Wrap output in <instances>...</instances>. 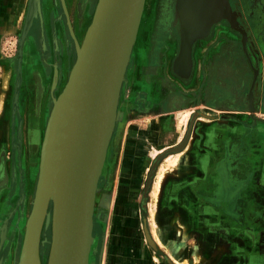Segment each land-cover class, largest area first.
Returning a JSON list of instances; mask_svg holds the SVG:
<instances>
[{
  "label": "rangeland",
  "instance_id": "rangeland-1",
  "mask_svg": "<svg viewBox=\"0 0 264 264\" xmlns=\"http://www.w3.org/2000/svg\"><path fill=\"white\" fill-rule=\"evenodd\" d=\"M97 1L38 0L30 30L19 45L30 0H18L16 4H12V0H0V70L5 67L11 77L10 128L3 131L5 140L0 141V160L6 157V174L10 175L9 182L5 176L0 184V188L6 189L0 196V204L7 203L4 212L0 210V232L5 226V233L1 232L0 264L20 263L46 125L68 81ZM188 1H144L120 83L112 134L96 188L89 264H108L118 238L134 236L136 231L143 233V219L147 221V228L154 220L158 200L152 194L154 182L144 210L140 208L145 178L150 172L154 181L160 165L151 171L153 160L184 133L193 112L199 110L209 117L207 112H211L216 101H206L203 78L214 76L215 64L221 61L219 55H222L223 46L228 45L226 42L240 51L244 65L238 76L240 79L234 82H243L241 77L255 78L254 116L264 123V0H225L230 21L227 18L217 20L205 35L192 42L189 66L186 54H182V36L188 33L184 21ZM212 9V1L206 0L205 19L212 15ZM164 12L161 27L160 17ZM49 25L52 27L50 38L47 37ZM2 87L5 86L2 84ZM195 95L197 101L201 100L196 106ZM19 96L23 103L19 102ZM173 96L186 101L176 112L162 108ZM248 101L249 96H246L245 102ZM18 133L22 144L17 141ZM161 198L162 190L159 200ZM51 240L52 218L41 229L40 264H47Z\"/></svg>",
  "mask_w": 264,
  "mask_h": 264
},
{
  "label": "crops",
  "instance_id": "crops-1",
  "mask_svg": "<svg viewBox=\"0 0 264 264\" xmlns=\"http://www.w3.org/2000/svg\"><path fill=\"white\" fill-rule=\"evenodd\" d=\"M1 76L5 87L0 83V141L10 128L11 91V77L3 66ZM228 80L221 85L237 84ZM219 90L222 98L217 101ZM206 92L208 103L216 101L209 117L197 119L189 148L161 181L154 225L148 227L159 240L157 250L136 231L118 238L108 264H264V123L248 114L251 111L240 101L236 104L228 88L210 84ZM165 165L164 159L159 169ZM5 192L3 188L0 196ZM6 204H0L3 212Z\"/></svg>",
  "mask_w": 264,
  "mask_h": 264
},
{
  "label": "water",
  "instance_id": "water-1",
  "mask_svg": "<svg viewBox=\"0 0 264 264\" xmlns=\"http://www.w3.org/2000/svg\"><path fill=\"white\" fill-rule=\"evenodd\" d=\"M224 4L225 0H216L212 15L204 20L205 27L188 34V66L192 42L205 35L217 20L227 18L230 21ZM143 5L144 0L97 1L68 81L54 103L46 125L38 180L23 236L19 264H40L39 239L43 224L47 226V209L51 197L52 240L47 264H88L93 198L112 134L120 83ZM37 8L38 0H35L31 22L25 34L22 32L19 45L28 33ZM180 25L182 30V22ZM183 41L182 36V45ZM196 118L197 113H194L183 140L160 153L151 171L156 169L163 157L185 147ZM152 178L153 174L150 173L145 181L142 208H145ZM146 223V219H143L146 244L156 251L157 247L151 244ZM1 232L0 245L3 241Z\"/></svg>",
  "mask_w": 264,
  "mask_h": 264
},
{
  "label": "flooded vegetation",
  "instance_id": "flooded-vegetation-1",
  "mask_svg": "<svg viewBox=\"0 0 264 264\" xmlns=\"http://www.w3.org/2000/svg\"><path fill=\"white\" fill-rule=\"evenodd\" d=\"M78 10H77V14H78ZM164 10H166V9H164ZM69 13L71 14L70 11H69ZM164 15H165V12L160 17L161 27H162V25H164V20L161 21V19L164 17ZM47 35H48L47 36L48 38L52 37V27L50 25H49V30H48V34ZM226 43H228V45L227 46H223L224 50L223 51L220 50L222 52V55H219L220 56L219 59H221V61H219L217 63V65L215 64V74H214V76L210 75V76H206L205 78H203V81H204L203 83L204 84H203L202 91H204V95H205L204 97L206 98V93H207L206 90H207L208 86H210V84H215L218 87V89H220V88H222V89L228 88L229 91L231 92L233 98H234V101H236V104H237V102L240 101L242 103V106H244L245 109H247L248 111L249 110L251 111V113H248V114H252V116H254L255 115L254 111L256 109L255 108V104H254V102H255V92H254V90H255V86H256V81H255L254 76H251L248 81H246L243 77H241V80L243 82H238L237 84L232 85L230 87H228V86L224 87V85H221V83H220V82L227 81L228 79L232 80L234 82L237 78H239L238 76L242 73V70L244 69L243 61L239 57V52L240 51L235 46H233L234 44L230 45V42H226ZM219 54H220V52H219ZM217 61H218V58L216 59V62ZM232 64L235 65V69L232 68ZM237 68H238V70L236 71ZM228 72H230V73L232 72L231 77H228V74H230ZM53 79H54V76H53ZM221 95H222L221 90H219V94L217 93V95H216L217 101L221 100V98H222ZM201 96H202V94H201ZM246 96H249V101L247 103L245 102ZM198 98H201V97H198ZM185 103H186V101L184 99L174 98V96H173L172 98H170L168 100V102L163 104L162 108H166V109H168V110H170L172 112H174V111L176 112L177 110L182 108ZM194 103H195V106H196V104L201 103L200 99L197 101V96L196 95L194 96ZM263 106H264V98H263ZM194 113H197V118H196L195 122L197 121V119H199L202 116H204V114L202 112H200L199 110L197 112H193L190 115L189 119H188V124H187V126L185 128L183 136H184V134H186L190 118H191V116ZM195 122H194V124H195ZM193 127H194V125H193ZM192 130H193V128H192ZM18 140L22 144L20 133H18V136H17V141ZM14 145H15V143H14ZM171 147H173V146H170L167 149H170ZM1 153H3V152H1ZM169 155H172V153L166 155L165 157H163L158 162V165H160V163L164 159H166ZM157 156H156V158H157ZM5 158L6 157H4V159ZM4 159L0 160V184L6 178L5 176H7V181L8 182L10 181V175L8 177V174H6V168H5L6 161L4 163ZM154 160H153V162H154ZM153 162H152V164H153ZM152 164H151V166H152ZM151 166H150V170H151ZM149 174H150V172L147 174V176ZM146 179H147V177L145 178V181H146ZM152 180H153V178H152ZM145 181H144V185H145ZM144 185H143V188H144ZM0 189L2 190L3 188H0ZM142 192H143V189H142ZM142 192H141V198H142ZM148 194H149V192H148ZM141 200L142 201H141L140 208L143 211L144 210V208H142L143 199H141ZM146 202H147V200H146Z\"/></svg>",
  "mask_w": 264,
  "mask_h": 264
},
{
  "label": "bare ground",
  "instance_id": "bare-ground-1",
  "mask_svg": "<svg viewBox=\"0 0 264 264\" xmlns=\"http://www.w3.org/2000/svg\"><path fill=\"white\" fill-rule=\"evenodd\" d=\"M145 1V0H144ZM205 1L206 0H190V2L188 3V7H187V15L186 14H184V13H186V12H182L183 14H184V21H185V23H186V25H187V28H188V33L186 34L187 36H188V39L186 38V35L184 36V33H183V38H184V41H183V50H182V54H186L187 53V50L189 51V42H190V35H188V34H190L191 33V31L192 30H196V29H198V28H200V27H205V25H203L204 24V20L206 21L207 19H205L206 17H205V15H206V12H205ZM212 1V3H213V7H214V3L216 2V0H211ZM181 2H182V0H181ZM34 3H35V0H30V3H29V7H28V13H27V15H26V19H25V22H24V27H23V32H24V34H25V32L27 31V29H28V27H29V24H30V20H31V17H32V12H33V8H34ZM211 4V2H209V5ZM144 7V6H143ZM210 9H211V6H210ZM213 10H214V8H213ZM30 12H31V14H30ZM180 13V12H179ZM181 13V14H182ZM181 14H179V16H181ZM182 14V15H183ZM182 17V16H181ZM186 17H187V20H186ZM210 17V16H209ZM29 18H30V20H29ZM196 19H198L197 20V22H195L196 21ZM182 22V21H181ZM182 25H183V23H182ZM30 30V29H29ZM182 30L184 31V26H183V28H182ZM181 54V55H182ZM181 57V56H180ZM186 59H187V57H186V55L184 56ZM181 59V58H180ZM183 61V60H182ZM182 61L180 62V63H182ZM19 68H21V67H18L17 69H19ZM18 71V70H17ZM18 73V72H17ZM3 81H5L4 80V78L1 76L0 77V83L2 84V83H4ZM55 82H56V80H55ZM4 85V84H3ZM72 120H76V118H73ZM72 123L74 124V121H72ZM192 132L193 131H191V134H190V137L188 138V141H187V143H186V145H185V147L182 149V150H180V151H178V152H176L175 153V155L173 156V155H169L166 159H165V161H166V165L164 166V167H162L161 166V168H160V170H159V172H158V174L156 175V177H155V179H154V183H153V185H154V189H153V195L155 196V199H157L158 197H159V195H160V188H161V181H162V178L164 177V175H165V171L169 168V167H176V165H177V163L180 161V159H181V156H182V154L189 148V146H190V144H191V138H192ZM184 136H185V134H184ZM184 136H183V138H184ZM182 140H180L179 141V143L181 142ZM179 143H177L176 145H178ZM176 145H174L173 147H175ZM21 147V146H20ZM173 147H171V148H173ZM170 148V149H171ZM168 150V149H167ZM106 152H107V148H106V151H105V154H104V158H103V162H102V166H101V168H100V172H99V175H98V181H99V178H100V175H101V173H102V170H103V164H104V159H105V156H106ZM173 156V157H172ZM146 175V174H145ZM152 182H153V180H152ZM97 184H98V182H97ZM151 186H152V184H151ZM96 188H97V185H96ZM150 189H151V187H150ZM95 198H96V191H95V194H94V198H93V204H92V226H91V234H90V241H89V251H88V264L90 263V254H91V250H92V243H93V212H94V208H95ZM52 202H53V198L51 197V199H50V201H49V205H48V209H47V215H49V218H48V222H47V220H46V222H47V225L50 223V221H51V218H52V221H53V215L51 216V213H53V208H52ZM49 210H50V212H49ZM151 213H153L152 211H151ZM153 222V221H152ZM152 222H151V224H152ZM2 232L3 233H5V227L4 228H2ZM148 234H149V237H150V239L152 240H150L151 241V244H154L155 245V247H157L156 246V242L157 243H159V240L156 238V234H155V231L153 230V232H152V236H153V238H152V236H151V234H150V232L148 231ZM143 235H144V232H143ZM1 238H2V234H1ZM144 240H145V242H146V238H145V235H144ZM165 243V242H164ZM159 245V244H158ZM161 248V247H160ZM167 262H168V264H182L181 262H179V261H177V260H173V261H171V260H167Z\"/></svg>",
  "mask_w": 264,
  "mask_h": 264
}]
</instances>
